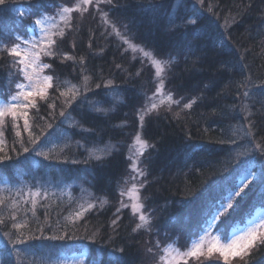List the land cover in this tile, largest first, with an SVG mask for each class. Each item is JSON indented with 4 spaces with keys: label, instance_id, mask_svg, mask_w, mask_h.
Masks as SVG:
<instances>
[{
    "label": "trees",
    "instance_id": "1",
    "mask_svg": "<svg viewBox=\"0 0 264 264\" xmlns=\"http://www.w3.org/2000/svg\"><path fill=\"white\" fill-rule=\"evenodd\" d=\"M18 3L21 11L28 9L23 18L14 10ZM74 4L6 0L0 5V97L21 79L17 58L3 49L15 43L17 34L25 35L40 13ZM94 6L74 9L53 34L49 52L54 54H43L51 66L45 70L53 78L51 87L29 109L28 133L20 137L21 146L28 136L45 139L62 131V145L37 157L36 170L25 162L29 152L9 153L17 148L16 139L0 155V177L16 171L30 187L47 183L34 207H19L16 218L0 213V227H9L17 238L21 231L25 238L30 234L20 243L28 247L24 253L20 246L23 254H10L4 242L1 264H53L42 255H68L78 248L90 264H158L166 246L185 249L198 236L247 167L246 156L256 158L259 177L264 175L259 162L264 151V0H205L204 5L198 0H106ZM148 54L166 60L170 106L146 105L154 88ZM190 102L192 107L185 108ZM139 131L149 145L141 154L143 175L134 186L149 217L147 226L123 206V190L133 177L127 148ZM57 176L68 192L55 198ZM244 189L246 194L234 197L215 224L224 239L236 221L245 222L264 201V196L258 201L264 180ZM89 199L83 215L71 220ZM44 203L48 213H42ZM20 215L24 223L18 230L13 225ZM178 264H264V236L228 261L220 253H203Z\"/></svg>",
    "mask_w": 264,
    "mask_h": 264
},
{
    "label": "rangeland",
    "instance_id": "2",
    "mask_svg": "<svg viewBox=\"0 0 264 264\" xmlns=\"http://www.w3.org/2000/svg\"><path fill=\"white\" fill-rule=\"evenodd\" d=\"M105 1L106 0H99V2H97V0H91L90 3L85 4L83 0H74L75 4L72 7H61L58 11H54L52 14L43 13L44 17L47 18V22L41 25H36L34 32H33V25H31V27L27 31V34L23 35V38L29 40V43L27 45L21 44V47H20L21 56L16 57V58L17 60H20L21 58L25 60V63L28 65L27 71L29 72V74L33 76V80L32 81L27 80V78L22 73H20L21 79H19V81H17V83H15L14 86L11 87V90L9 91L8 94L4 95L3 97H0V108H2L3 105L8 100H10L11 96L17 95L18 93L26 94L28 91H32L33 95L28 98V101H26V103L29 104V107L27 109H24L22 107L17 109L18 119L13 120L10 115L0 118V155H2V151L8 148L9 142L11 139H16L18 141L17 148L16 147L12 148L9 151V153L11 152L10 153L11 156L15 157V156L20 155L21 153L23 154L24 152L22 150V147L20 146V137L23 136L24 133H28V128L25 129L24 127V120L27 119L28 125H29V112L28 111L32 107L31 101L34 100L36 104V99L41 98L36 93L39 91L40 88L44 87L45 82L43 81L42 77L49 76L45 71L46 68L43 67V65L45 64L43 54H46L47 52H49V47L51 45L50 41L53 40V34L55 33V31L60 27V25L64 21L70 18L71 16L70 14L72 11H74V9L78 10L81 8H85V6L87 5H90L91 7L92 4L95 5L94 7H96L97 9L98 4H100V2H105ZM21 6L23 5L18 3L14 10L16 12L18 11V13L21 12L20 10ZM49 7L50 5H48L44 9L48 10ZM63 8H69V9H72V11L65 13L62 11ZM90 12L92 14H95V8L90 10ZM37 19H41V16L37 17L36 20ZM15 43H18V41L15 40ZM15 43H12V45L10 46L8 45L7 48L10 49ZM126 43L130 47V49H138L133 43H130V41ZM37 53H38V58H36ZM148 56H149V59L151 60L150 63L152 67L154 68V77L152 76V79H153L152 83L154 84V88L153 90L151 89L152 90L151 93H153V96L152 95L149 96V98H151L152 100L151 99H149V101L146 100L147 101L146 105H148L149 109H155V108L157 109L160 107V105L167 104V103H169L168 106H170L173 103L171 99L172 95L167 90V88L164 87V78H163V70H164L163 63L166 60L162 59V61H159L158 59L151 57L149 54ZM34 58H35V63H32V60ZM19 67L21 66L19 65ZM37 76H39L41 79L37 80L36 79ZM29 83H31L32 85L31 88L26 87L22 89H17V84L27 85ZM48 88H46L45 96H47ZM158 88H159V92L157 91ZM20 99L23 100V96H20ZM153 104L156 105L155 108L152 107ZM140 110L141 109H137V111H140ZM146 110L141 111L140 116L144 117ZM24 111H27L26 117L21 115V113ZM136 112H134V114ZM140 116L138 118L139 120H140ZM7 118L10 119L11 122L13 123L11 127H9L10 122L9 120H7ZM5 123H6V130H4ZM12 127L13 129L11 130ZM17 132L20 133L19 136H17L16 134ZM248 134L251 135L250 133ZM63 138H64V134L62 131H60L57 136L50 135V136H47L45 139H39V141H37V144L34 145L30 141L35 138H33L32 136L26 137L23 147H27L29 149V155L26 157L25 162H30L32 169L36 170L35 166H37L36 164L37 157L45 158L50 153H52L56 148L59 149V147L63 143ZM148 145L149 144H147V142L142 138V135L139 131V133L135 135L131 146L127 148V154L130 160L129 168L131 172L133 173V177L131 178L130 184L127 185L125 189L123 190V198H124L123 206L128 205V207L132 210V206L136 205L140 209L139 212L135 213L138 216V218L140 215H144V213L142 212V204L140 203L139 194L134 185L140 179L141 175H139L138 172L133 171L131 165L135 163L139 172H144V170H141L139 164L141 160V154L145 151L146 147L148 148ZM259 152L261 153L259 162L264 163V151H259ZM38 153H43V155H40ZM248 156L249 158H247L246 156L244 159L245 163L249 161L247 167L244 169V171L240 172L237 176L236 184L234 185V186H238L236 187V191H239L240 188H245L251 182H256L259 178L261 180H264V175L262 177H259L261 174L262 168L261 167L257 168V165L260 163L257 162L254 156L252 157L250 156V154ZM242 157H244L243 153H242ZM169 173L170 172H168L167 176L169 175ZM37 175L35 177H37ZM174 177L175 176H173V179ZM61 179L62 178L60 176H57L55 179L59 181V184H55L56 186H54L55 188L53 189L55 194H52V196H54L55 198H57L59 195H64L66 192H68V189L66 187L64 188V186L60 184ZM231 179L232 178H230V180ZM27 181L29 182V179H27ZM27 181L23 178V176L19 175L16 171H14L13 174H10L8 176L0 177V204H1L0 213L8 212L9 215L10 214L14 215V218H16L15 211L18 210L19 207L24 206L25 208H31L35 206V203L33 202L36 199H38L39 196L41 197L42 194H45L43 191L47 183H40V185H37V187H30ZM149 181H150V187H152V184H154V181L152 179H150ZM36 182L38 183L39 181L36 180ZM228 194H229V190L225 192L224 197H226ZM259 194L260 195H259L258 201L260 202L262 201V197L264 196V191L260 189ZM185 198H188V196L186 195ZM90 200L91 199L85 201L80 206L79 211L78 209L73 211L75 216H71V220H78L81 217V215H83V211L85 210L86 206L88 207ZM232 200L225 201V205L227 206L228 203L232 204ZM228 209L229 208H227V210ZM45 211L47 213L49 212L48 203L43 204L42 213H44ZM221 212L223 213L224 209H221ZM21 215L18 216L19 219L17 218L15 220V223L13 222L14 224L20 225V227L17 228L18 230L22 229L21 226H23V223H24V219L22 217L23 215L22 216ZM215 215H216V211H214L212 217H210L209 222L203 227L202 229L203 231L201 230V232L198 234L197 237L192 238L190 242H188L185 249H179L178 247H175L172 245L166 246L163 249L162 255L158 260V264H178L181 261H186L190 257L185 255V253L191 250L193 243L199 242V239L201 236H204V243L201 245L202 253L204 254H208L207 249L210 246V242H212L213 237H219V240L217 243V246L219 247V246L228 244L231 242V240L242 236L247 231V229L250 226H252L253 222H255L256 224H259L260 220H264V201L262 205L256 208L252 216L247 221L245 222L236 221L235 223L237 225H235V227L231 229L230 234L225 239L219 234L220 232H218V228L215 227V224L218 221V220L213 219ZM144 216H146V214ZM140 222H144L143 226H147L149 223V217L145 219L144 221L139 220V224ZM5 228L0 227L1 233L5 235V236L1 235L2 237L0 236V264H1V257L3 253L2 247L4 246V242L6 245L4 247H6L10 251V254H13V253L19 254L18 252H22L23 254V249L21 247L23 246L25 247L24 253H26L28 247L26 245H20V243L21 242L23 243L27 239L28 235H30L28 234L27 237L25 238L23 231H21L20 235H18V238H17L15 237L13 232L12 234H10L9 227L6 226ZM205 232H207V235H205ZM263 236H264V229L258 228L257 229V239L255 242H258L260 239H262ZM14 240L16 241L14 242ZM152 244L153 243H149V241L147 243V245L150 247ZM30 246L32 247V245ZM148 246H147V249L149 250ZM252 246L253 245H250L247 249L244 250L242 254H245V252ZM213 253L215 254L219 252L214 250ZM44 255H42L43 257L42 259L43 260L45 259L46 263L90 264L86 262V253L83 248L82 249L78 248L75 252L69 253L68 255L61 253V251L58 252L57 254H47L46 255L44 253ZM228 257L229 258L233 257L231 251L228 252ZM18 258L23 259L22 257H18Z\"/></svg>",
    "mask_w": 264,
    "mask_h": 264
},
{
    "label": "snow or ice",
    "instance_id": "3",
    "mask_svg": "<svg viewBox=\"0 0 264 264\" xmlns=\"http://www.w3.org/2000/svg\"><path fill=\"white\" fill-rule=\"evenodd\" d=\"M83 2L85 4H88L91 2V0H83ZM97 2H99V0H97ZM6 3V0H0V5H4ZM198 3H200L201 5H204L205 0H198ZM28 9H24L23 11L20 12L21 17H24L25 12H27ZM63 12H70L72 11V9L69 8H63L62 9ZM41 19H37L35 21L32 22L33 25V32L35 31V26L36 25H41L47 22V18L44 17L43 13H40ZM63 18V17H62ZM188 23L191 24H195L197 23L196 20H191L188 21ZM27 28L24 31V34H27ZM61 36H63V33H61ZM16 41H18V43H15L10 49L5 47L3 49V51H6L9 55H13L15 57H20L21 56V52H20V47L21 44L27 45L29 43V40L24 39L23 35L21 34H17L15 36ZM50 43H55L54 41H50ZM47 55H53L54 53L52 52H47ZM145 55H147V53H145ZM36 58H38V53L36 54ZM18 65H20L21 67L18 68V71L20 73H22L27 80L32 81L33 80V76L31 74H29V72L27 71L28 69V65L25 63V60L23 58H21L20 60L17 61ZM32 63H35V58L32 60ZM44 68H49L51 67L48 64H44L43 65ZM37 80L41 79L39 76L36 77ZM43 81L45 82L44 87L40 88L39 91L36 93L37 95H39L41 97V99H43L45 97L46 94V88L51 87V81H52V77L51 76H44L42 77ZM109 84H111V81L108 82ZM31 88L32 85L31 83L24 85V84H17V89H22V88ZM100 85H97V88H99ZM157 91L159 92V88L157 89ZM78 93L74 94L71 99L68 101L69 104H71L72 100L76 99V95ZM33 95L32 91H28L26 94L25 93H18L17 95H13L10 97V100H8L2 108H0V118L5 117L10 115L12 117L13 120L18 119V112L17 109L18 108H24L27 109L29 107V104L26 103V101H28V98L31 97ZM61 95H65L64 93H61ZM245 95H247V93H245ZM20 96H23V100L20 99ZM31 106L35 107V101H31ZM50 107H55L54 104L50 105ZM153 108L156 107L155 104L152 105ZM185 108H191L192 107V103H188L186 105H184ZM21 115L23 116H27V111H24L21 113ZM61 116L64 115V112L62 111L60 113ZM144 117L140 116V120L143 121ZM28 120L25 119L24 120V127L25 129L28 128ZM50 126V125H49ZM143 127V125H141V128ZM17 136L20 135L19 132L16 133ZM39 137H36L35 139L31 140L30 142L32 144H37V141H39ZM23 147V144L21 145ZM257 147H259V145H257ZM24 152H29V149L27 147L23 148ZM40 155H43V153H38ZM8 159H10V157H8ZM96 159L98 161L102 162V157H96ZM132 170L138 172L139 175H143L142 172H139V170L136 167V164L133 163L131 165ZM236 187L238 186H234L232 189L229 190V194L224 197L221 201V203L219 204V206L216 208V215L213 217V219L215 220H219L221 218V216L224 214L221 212V209H224V212L227 211V208H231L232 204L228 203L227 206L225 205V201H231L233 199V197H241L242 195L246 194L245 193V189L244 188H240L239 191H236ZM89 207H91V205H89ZM132 210L133 213H137L140 211V209L136 206L133 205L132 206ZM117 211H119V209H117ZM139 219L141 221H144L146 218L144 215H140ZM3 221H0V223H2ZM116 222L113 221V224H115ZM13 227L15 228H19L20 225L19 224H14ZM139 227V225L137 226ZM264 229V220H260L259 224H256L255 222H253L252 226H250L247 231L240 237L231 240L230 243L222 245V246H217L219 237H213L212 238V242H210V246L208 247L207 251L209 256H211V254L213 253V251H218L220 253L221 256H223L224 260L227 261L228 260V252L231 251L233 256H239L241 255L245 249H247L250 245H253L254 242L257 239V229ZM203 231V230H202ZM205 235H207V232H205ZM204 243V236H201L199 239L198 243H193L192 248L190 251H188L187 253H185V255L189 256V257H198L199 255H202V249H201V245Z\"/></svg>",
    "mask_w": 264,
    "mask_h": 264
}]
</instances>
